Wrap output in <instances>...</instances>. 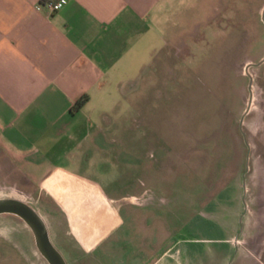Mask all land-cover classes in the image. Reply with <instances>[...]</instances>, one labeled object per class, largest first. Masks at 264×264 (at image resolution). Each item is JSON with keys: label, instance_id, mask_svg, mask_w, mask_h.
<instances>
[{"label": "crops", "instance_id": "crops-1", "mask_svg": "<svg viewBox=\"0 0 264 264\" xmlns=\"http://www.w3.org/2000/svg\"><path fill=\"white\" fill-rule=\"evenodd\" d=\"M49 1L0 0V180L13 184L21 156L27 169L42 165L40 181L61 190L69 208L103 205L107 229L80 234L76 264H264V148L252 151L229 207L212 210L180 200L185 188L165 187L164 206L103 201L98 185L71 168L108 128L140 127L150 52L160 49L152 40H161L168 4L179 0H65L55 13ZM176 37L160 46L177 47ZM81 96L84 105L70 112ZM125 203L138 212L122 211ZM11 231L0 228V264H42L14 250L29 237L12 243Z\"/></svg>", "mask_w": 264, "mask_h": 264}, {"label": "rangeland", "instance_id": "rangeland-1", "mask_svg": "<svg viewBox=\"0 0 264 264\" xmlns=\"http://www.w3.org/2000/svg\"><path fill=\"white\" fill-rule=\"evenodd\" d=\"M163 21L161 40H152L160 49L150 52L140 127L108 128L71 168L98 185L93 189L103 201L136 198L164 206L165 187L173 193L185 188L180 200L190 208L201 201L211 210L227 208L237 180L248 175L252 151L264 148V0H179L168 4ZM175 31L177 47L160 46ZM24 162L17 156L13 184L0 180V201L29 205L62 259L76 264L71 251L81 247L80 234L107 229L103 205L69 208L61 190L40 181L42 165L32 160L27 169ZM219 189L221 195L211 198ZM133 209L125 203L122 211L138 212ZM1 227L11 228L12 243L23 244L28 234V245L14 250L46 264L23 222L0 215Z\"/></svg>", "mask_w": 264, "mask_h": 264}, {"label": "water", "instance_id": "water-1", "mask_svg": "<svg viewBox=\"0 0 264 264\" xmlns=\"http://www.w3.org/2000/svg\"><path fill=\"white\" fill-rule=\"evenodd\" d=\"M0 215H12L23 222L33 237L36 251L46 264H65L60 254L50 243L45 224L29 205L12 199L0 201Z\"/></svg>", "mask_w": 264, "mask_h": 264}, {"label": "built area", "instance_id": "built-area-1", "mask_svg": "<svg viewBox=\"0 0 264 264\" xmlns=\"http://www.w3.org/2000/svg\"><path fill=\"white\" fill-rule=\"evenodd\" d=\"M64 4L65 0H53L52 2L49 1L46 3V7L51 13H55L59 11L64 6Z\"/></svg>", "mask_w": 264, "mask_h": 264}, {"label": "trees", "instance_id": "trees-1", "mask_svg": "<svg viewBox=\"0 0 264 264\" xmlns=\"http://www.w3.org/2000/svg\"><path fill=\"white\" fill-rule=\"evenodd\" d=\"M87 97L86 96H81L78 100H76L71 108H70V112L76 111L78 110L80 107H82L84 105V103L86 102Z\"/></svg>", "mask_w": 264, "mask_h": 264}]
</instances>
